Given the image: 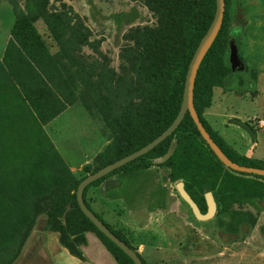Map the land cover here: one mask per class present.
<instances>
[{
  "label": "rangeland",
  "instance_id": "1",
  "mask_svg": "<svg viewBox=\"0 0 264 264\" xmlns=\"http://www.w3.org/2000/svg\"><path fill=\"white\" fill-rule=\"evenodd\" d=\"M50 14L61 18L57 38L43 21ZM175 18L158 0H0V264L40 231L55 232L44 228L55 204L64 199V212H73V185L143 137L149 69L172 73L181 51L173 42L157 62L149 39ZM227 25L256 91L230 95L225 107L248 117L241 127L255 136L264 125L250 119L247 97L262 91L264 120V0H227ZM172 34L182 37L177 26ZM163 162L141 158L88 186L85 201L144 264H264V199L257 208L233 204L221 220L216 207L198 219Z\"/></svg>",
  "mask_w": 264,
  "mask_h": 264
},
{
  "label": "trees",
  "instance_id": "2",
  "mask_svg": "<svg viewBox=\"0 0 264 264\" xmlns=\"http://www.w3.org/2000/svg\"><path fill=\"white\" fill-rule=\"evenodd\" d=\"M158 2L162 5L163 9L167 7L168 12H171L173 16L176 15L174 26H177L181 31L182 37L178 34L176 36L172 34L174 29V26L171 24L172 20L161 22L160 29H162V34L156 32L158 35L149 39L152 44H155V54L152 58L157 62H161L167 54L168 46L173 42H177L178 46L181 48L179 64L174 66L172 73H166L167 69H163L159 64H155L149 69V94L151 97V99L149 98V109L151 110L145 114L146 123L143 137L140 138L129 151H126L115 159L151 141L168 126L176 115L181 100L183 79L188 61L199 39L208 27L215 8L214 0H165L164 2L163 0H158ZM43 21L50 33L57 38L62 27L61 18L57 14H50L46 15ZM13 35L16 37L17 33ZM230 38L232 37L228 34L227 0H224V11L220 27L214 40L201 59L194 77L192 86L193 108L210 138L227 158L240 165L264 168V161L249 159L237 154L210 128L202 117V111L210 105L213 87H220L224 91L232 90L240 94L243 92L254 93L256 91L255 72L247 70L232 72L230 70L227 61V43ZM233 40L237 46V40L234 38ZM25 45L26 44L22 43L19 44L21 49L26 48ZM28 60L32 64L35 62L31 57H29ZM164 94H167V96L163 97L162 95ZM31 107L37 110L34 104H32ZM141 114L142 112L139 115L141 116ZM139 120H141V117H139ZM249 132L251 136L254 137L253 131L249 130ZM172 142L173 149L162 164L169 169V177L172 180L181 179L183 181L184 190L189 194L200 211L204 210L202 193L207 191L212 194L216 205L215 217L218 220H221L224 215L231 214L230 208L233 204L247 202L257 208L256 202L264 199V177L255 174L239 173L224 167L200 137L188 113H185L177 127L164 140L145 154L89 183L82 191V199L86 207L117 238L123 241L133 251H135V249L131 247L119 233L114 231L91 210L85 201V191L88 186L96 184L112 173L125 169L141 158L155 159L163 157L169 150ZM132 175V172L129 170L121 177L120 182L122 183ZM79 181L80 180L72 187L73 193L71 198L74 201L75 210L69 213L64 212L62 207V201H64V199H61V202L59 201L55 204V212L47 215L44 228L57 232L59 244L64 247L69 254L80 260H84L80 249V246L85 243L84 232L90 231L100 241L116 264H133V262L117 246L100 233L79 210L75 202V189ZM112 191L113 190L110 189L107 193L111 194ZM60 217H63V223L59 221ZM135 253L137 254L136 251ZM137 256L140 258L138 254ZM140 260L142 264H144L141 258Z\"/></svg>",
  "mask_w": 264,
  "mask_h": 264
},
{
  "label": "water",
  "instance_id": "3",
  "mask_svg": "<svg viewBox=\"0 0 264 264\" xmlns=\"http://www.w3.org/2000/svg\"><path fill=\"white\" fill-rule=\"evenodd\" d=\"M215 8L213 17L206 28L205 32L199 39L186 67V71L184 74L183 79V86H182V93H181V100L179 104L178 111L172 121L168 124V126L159 133L156 137H154L151 141L146 143L145 145L141 146L140 148L113 160L110 163L103 165L102 167L98 168L97 170L87 174L86 176L82 177L78 182L76 189H75V202L81 211V213L92 223V225L102 233L108 240H110L115 246H117L132 262L133 264H142L140 258L137 256L135 251L129 248L123 241L117 238L84 204L82 199V191L85 186L89 183L95 181L96 179L106 175L107 173L111 172L112 170L122 166L123 164L145 154L150 149H152L155 145L160 143L164 140L167 136H169L172 131L177 127V125L182 120L185 113H188L190 116L193 124L195 125L200 137L208 146L209 150L214 154L217 160L226 168L245 174H255L258 176L264 177V168H256L251 166H244L238 163L231 161L227 158L221 149L215 144V142L210 138L209 134L206 132L202 124L200 123L195 110L192 104V86L194 77L198 68V65L203 58L205 52L211 45L212 41L214 40L216 33L220 27L223 11H224V0H214ZM227 50H228V64L230 70L234 71H243L245 70L244 64L239 57L237 46L233 38H230L227 43ZM173 149V145L170 146L167 153L163 156L164 159L170 154ZM178 190L182 198L187 202L189 205L192 213L198 219H206L212 216L215 212V202L210 192L205 194V203H206V212L201 214L196 206V204L192 201V199L188 196L186 191L183 189L182 184H178Z\"/></svg>",
  "mask_w": 264,
  "mask_h": 264
},
{
  "label": "crops",
  "instance_id": "4",
  "mask_svg": "<svg viewBox=\"0 0 264 264\" xmlns=\"http://www.w3.org/2000/svg\"><path fill=\"white\" fill-rule=\"evenodd\" d=\"M257 85L259 90V81ZM259 91L254 96L247 97L253 105L251 109L253 116L250 119H261L257 116L261 115V111L256 104L262 93L261 90ZM230 95H237L235 97L239 98L243 94H235L232 90L224 91L220 87H213L210 105L202 111V117L237 154L249 159L264 161V126L255 132L252 138L249 132L241 127L242 123L249 118H239L237 112L229 111L225 107V103L229 104L226 99ZM261 120L264 123V120ZM84 236L85 243L80 246L84 260L69 254L59 244L56 232L42 230L34 242L28 248H24V252L20 253L10 264H116L92 232H86Z\"/></svg>",
  "mask_w": 264,
  "mask_h": 264
},
{
  "label": "built area",
  "instance_id": "5",
  "mask_svg": "<svg viewBox=\"0 0 264 264\" xmlns=\"http://www.w3.org/2000/svg\"><path fill=\"white\" fill-rule=\"evenodd\" d=\"M254 125H256L257 127H262L264 123L261 119H256V121L254 122Z\"/></svg>",
  "mask_w": 264,
  "mask_h": 264
}]
</instances>
